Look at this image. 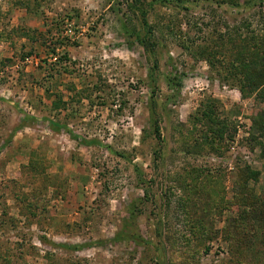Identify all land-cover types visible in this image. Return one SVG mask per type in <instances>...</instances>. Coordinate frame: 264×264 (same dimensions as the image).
<instances>
[{
	"label": "rangeland",
	"instance_id": "1",
	"mask_svg": "<svg viewBox=\"0 0 264 264\" xmlns=\"http://www.w3.org/2000/svg\"><path fill=\"white\" fill-rule=\"evenodd\" d=\"M0 264H264V0H0Z\"/></svg>",
	"mask_w": 264,
	"mask_h": 264
},
{
	"label": "trees",
	"instance_id": "2",
	"mask_svg": "<svg viewBox=\"0 0 264 264\" xmlns=\"http://www.w3.org/2000/svg\"><path fill=\"white\" fill-rule=\"evenodd\" d=\"M141 22H142V26L146 29H148V23H147V20H146V17H145V13L143 12L141 14ZM142 46L145 47V44L142 43ZM154 135L156 136V138L159 139L160 137V134H159V128H158V125L156 123H154Z\"/></svg>",
	"mask_w": 264,
	"mask_h": 264
}]
</instances>
